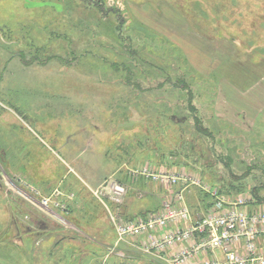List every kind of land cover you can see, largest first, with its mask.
<instances>
[{
    "label": "rangeland",
    "instance_id": "374dc122",
    "mask_svg": "<svg viewBox=\"0 0 264 264\" xmlns=\"http://www.w3.org/2000/svg\"><path fill=\"white\" fill-rule=\"evenodd\" d=\"M145 167L264 206V0H0V260L166 264L91 192L124 185L126 221L178 207Z\"/></svg>",
    "mask_w": 264,
    "mask_h": 264
},
{
    "label": "built area",
    "instance_id": "2783aa9c",
    "mask_svg": "<svg viewBox=\"0 0 264 264\" xmlns=\"http://www.w3.org/2000/svg\"><path fill=\"white\" fill-rule=\"evenodd\" d=\"M132 174L186 187L176 194L178 207L165 203L161 212L130 221L115 217L106 204L122 202L127 194L124 185L109 181L91 191L110 215L117 243L141 239L136 249L166 264H264V206L248 209L255 201L251 196L221 195L201 178L156 175L147 167ZM188 185L214 203L205 214L194 216L185 204ZM42 201L47 205V199Z\"/></svg>",
    "mask_w": 264,
    "mask_h": 264
},
{
    "label": "trees",
    "instance_id": "16d2710c",
    "mask_svg": "<svg viewBox=\"0 0 264 264\" xmlns=\"http://www.w3.org/2000/svg\"><path fill=\"white\" fill-rule=\"evenodd\" d=\"M38 60H39L38 58H34V61H38ZM231 188H232V191H236V192H241V191H242V188L239 187V186H234V185H232ZM253 194H254V191H253ZM205 197L207 198L208 195L205 194ZM113 232H114V229H113ZM114 234H115V232H114ZM115 236H116V235H115Z\"/></svg>",
    "mask_w": 264,
    "mask_h": 264
},
{
    "label": "crops",
    "instance_id": "0c3cea01",
    "mask_svg": "<svg viewBox=\"0 0 264 264\" xmlns=\"http://www.w3.org/2000/svg\"><path fill=\"white\" fill-rule=\"evenodd\" d=\"M37 246H39V250L42 249V247H40V246H41V243H38ZM56 248H57L56 246L53 247V249H56ZM39 260H40V261H39V263H37V264H43V263H42V259L40 258ZM43 261H46V260H43ZM46 262H47V261H46ZM0 264H5V263H3V261L0 260Z\"/></svg>",
    "mask_w": 264,
    "mask_h": 264
}]
</instances>
